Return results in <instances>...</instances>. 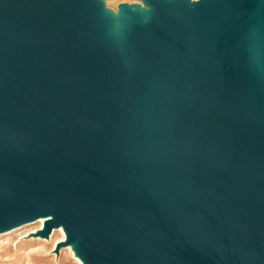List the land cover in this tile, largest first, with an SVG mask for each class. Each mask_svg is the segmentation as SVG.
Returning a JSON list of instances; mask_svg holds the SVG:
<instances>
[{
  "label": "water",
  "instance_id": "water-1",
  "mask_svg": "<svg viewBox=\"0 0 264 264\" xmlns=\"http://www.w3.org/2000/svg\"><path fill=\"white\" fill-rule=\"evenodd\" d=\"M83 264H264V0H0V233Z\"/></svg>",
  "mask_w": 264,
  "mask_h": 264
},
{
  "label": "rangeland",
  "instance_id": "rangeland-1",
  "mask_svg": "<svg viewBox=\"0 0 264 264\" xmlns=\"http://www.w3.org/2000/svg\"><path fill=\"white\" fill-rule=\"evenodd\" d=\"M120 2H141V0H107L114 9ZM43 224L36 220L0 233V264H83L71 245L56 251V244L65 239L59 228L53 229L48 238L34 235Z\"/></svg>",
  "mask_w": 264,
  "mask_h": 264
},
{
  "label": "bare ground",
  "instance_id": "bare-ground-1",
  "mask_svg": "<svg viewBox=\"0 0 264 264\" xmlns=\"http://www.w3.org/2000/svg\"><path fill=\"white\" fill-rule=\"evenodd\" d=\"M41 222H42V224L44 223V220H45V218H40L39 219ZM58 230H61L63 233H64V229H63V227H61V228H59Z\"/></svg>",
  "mask_w": 264,
  "mask_h": 264
}]
</instances>
